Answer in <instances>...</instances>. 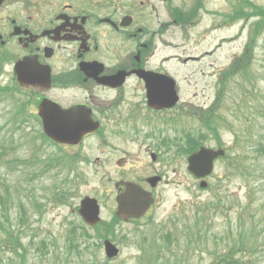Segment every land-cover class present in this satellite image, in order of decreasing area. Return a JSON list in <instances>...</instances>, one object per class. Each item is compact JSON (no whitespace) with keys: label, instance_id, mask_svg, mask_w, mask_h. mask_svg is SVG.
<instances>
[{"label":"rangeland","instance_id":"374dc122","mask_svg":"<svg viewBox=\"0 0 264 264\" xmlns=\"http://www.w3.org/2000/svg\"><path fill=\"white\" fill-rule=\"evenodd\" d=\"M251 1L255 6L264 8V0ZM12 2L15 3L13 9L37 4L32 11H41L44 14L51 11L40 0H7L5 9H8L9 5L12 6ZM232 5L225 6L222 1H217L216 7L223 6V10L232 12ZM247 13L250 11H246ZM254 22L248 20L247 25H242L243 28L239 29V23L229 30L217 32V42L220 38L232 37L237 33L242 35L235 43L225 44L223 48L218 49L214 55L215 61V58L206 55L196 63H188L184 69L177 68L176 64L167 65L170 66L169 71L174 70L178 77L183 106L194 108L195 105L199 107L200 104H209L212 101L213 93L217 92L212 82L218 78V74L213 77V71L225 70L221 68L228 65L234 55L237 56L243 51L244 44L248 42V30H252ZM175 35H171L168 40L177 43ZM259 40L261 45L256 51L260 59L256 62L261 63L260 60L264 59V36ZM189 47L186 48L188 54L200 56L203 53L204 45L193 47L192 50ZM209 62H213L216 69L209 68ZM8 71L10 67L5 65L0 71L1 88L10 83ZM258 71L260 69L255 67L246 73L252 78L259 76ZM260 73L261 76L256 81L259 94L252 91L253 96H246L240 89V84H230L231 86L227 87L228 92L222 97L223 102L219 110L220 117L230 132H226L224 126L220 128L219 135L224 145L230 148L228 155L231 158L245 160L243 174L234 175L226 170L223 164H217L213 179L208 180L210 187L202 191L186 171L185 155L184 163H181L180 157H176L174 151L170 154L161 153L163 157L168 158L165 167L167 176H164L166 184L157 188L154 206L137 224H118L115 231L112 219L116 206L112 184L119 179L139 182L147 176H115V160L122 154L118 153L117 149L110 148L116 145L113 139H110L111 144L108 143L103 150L99 147L96 137L89 138L75 149L56 148L36 140L37 131L31 125H6L11 117L9 114L14 113V105L26 97L0 96V197L8 211L12 231L19 236L18 242L24 248V259L0 250V264H146V259L150 260L151 264H221L218 261L225 258L223 254L231 250L230 246L237 243L238 238L240 242L246 243L250 234H253L256 242L250 239L248 249L246 245L243 246L246 249L244 254L242 250H238L236 259L232 255L229 257L232 261H237V264H264V180L257 174V155L252 153L260 148V145H264V64ZM34 110L36 109L29 107L28 113L33 116ZM181 113L174 112L167 116L168 118L162 116L163 120L167 119L168 122L155 121V127L151 124L144 130L152 132L153 135L158 133V130L162 131L168 139L178 137L175 129L180 133L183 130H201L197 121L184 117ZM170 118L179 119V122L170 123ZM209 141L208 138L205 144L214 146V143L209 144ZM152 142L151 151L160 153L155 138ZM182 144L183 141L181 146ZM122 148L138 163L144 156L145 149L140 148L139 142ZM61 155H77L85 161L71 168L65 165L46 174L39 171L41 162L34 167L28 165L38 159L58 158ZM98 158L102 162L101 168ZM16 161H23L24 164L13 165ZM129 165L140 166L134 163ZM261 165H264V158L258 164ZM154 168L152 169L155 170ZM66 177L67 181H74L64 185L62 179ZM109 181L112 184H109ZM215 185L218 186L217 189ZM259 185L261 190L256 189ZM55 187L64 189L59 190L60 193L66 192L70 196L65 205L52 201L51 192ZM85 196L97 199L102 206L103 224L100 230L103 238H111L112 243L120 248L121 253L116 259H106L102 247L103 239L99 237L96 229L93 231L86 227L76 214L79 202ZM0 219L3 223L4 220L1 217ZM183 227L191 230L183 231ZM198 231L201 239L196 242ZM186 232L189 234L184 236ZM2 237L4 235L0 231V239ZM72 247L74 250L69 252ZM250 248L256 250L251 253ZM155 257H161V260L154 262Z\"/></svg>","mask_w":264,"mask_h":264},{"label":"flooded vegetation","instance_id":"af4514ba","mask_svg":"<svg viewBox=\"0 0 264 264\" xmlns=\"http://www.w3.org/2000/svg\"><path fill=\"white\" fill-rule=\"evenodd\" d=\"M206 1L51 0L47 4L51 11L46 14L32 11L36 6H28L26 11L0 12V59L10 67L7 87L15 83L18 90L30 93L34 115L44 97L63 109L77 107L76 111L82 113L85 108L90 110L93 120L99 123V147L103 150L113 139L116 145L110 148L122 154L115 160V176H167L168 158L153 153L151 146L153 138L161 148L169 140L161 132L153 135L139 128L137 116L150 122L155 114L168 111L148 107L146 82L141 76L145 75L154 95L163 93L167 86L161 77L170 76L167 65L171 58L165 55L170 47L169 36L180 34L183 54L185 30L198 27L214 15ZM214 27H204L201 36L211 33ZM24 58L38 69L37 64L50 70L46 92L16 83L13 67ZM175 90L178 96L177 84ZM137 142L145 149L139 163L122 150ZM97 160L101 168L102 162Z\"/></svg>","mask_w":264,"mask_h":264},{"label":"water","instance_id":"95a60500","mask_svg":"<svg viewBox=\"0 0 264 264\" xmlns=\"http://www.w3.org/2000/svg\"><path fill=\"white\" fill-rule=\"evenodd\" d=\"M3 0H0V5ZM14 73L18 77V83L25 86L40 87L45 89L50 84L49 70L26 68L23 63H17L14 68ZM171 81H169V93L168 99L150 98L149 105L152 108H164L171 107L176 101L173 96ZM77 107L69 110H62L58 107L57 103L49 102L47 99H43L39 106V117L42 120V128L44 134L58 143L77 144L82 136L87 133H91L97 130L98 124L94 123L90 118V113L87 110L76 111ZM222 151H214L210 149L201 148L198 152L191 156H188L187 170L195 178L201 179L210 175L212 171L213 161L223 156ZM159 181L158 178H151L148 180L153 188ZM120 184L124 186V192L119 194L116 198L117 211L116 215L123 222L127 219H138L142 217L147 209L153 202L151 193H148L135 183H117L116 187ZM206 182L200 183L201 188L206 186ZM79 214L83 220L90 224L95 225L99 222V206L95 199L85 197L80 202ZM105 253L108 258H113L117 255L116 248L108 243L104 242Z\"/></svg>","mask_w":264,"mask_h":264},{"label":"trees","instance_id":"16d2710c","mask_svg":"<svg viewBox=\"0 0 264 264\" xmlns=\"http://www.w3.org/2000/svg\"><path fill=\"white\" fill-rule=\"evenodd\" d=\"M248 6H250V5H248ZM254 10H255V12L253 13V16H255L257 18L258 17L261 18V19H259L260 21L256 24V27L254 29V32L257 34L258 33V27H261V26L264 27V8H260V9L254 8ZM20 114H22V113H20ZM186 114L188 116L193 115L192 117H198L192 111H188V112H186ZM27 118L28 117L26 116V114H23V119L25 120ZM200 119H201L202 125H204V127H206L207 130L209 131L210 126H212V124H215L217 117L213 114L205 113L202 115V117L200 116ZM187 137H188V135H187ZM191 151H192V148H190L189 152H191ZM189 152H187V153H189ZM253 153L257 155V157H258L257 159H259V158L263 159L264 155H261V154L264 153V145H260V148L255 149ZM258 154H260V155H258ZM60 160H63V159L62 158H56V159H52V160L49 159L48 161L44 160L43 162H41L40 163V164H42V166H41L42 172L41 173L44 174V173L50 172V170H52V169H56V168L65 166L64 163L60 162ZM19 163L20 162L17 161V164H19ZM255 164L257 165V174H259V176H264V165L258 166L259 161H256ZM28 165H30L31 167H34V162H29ZM242 167H243L242 164L235 163L233 170L236 172H239L240 174H243L242 173ZM249 167H251V166H249ZM247 172H248V170H247ZM66 179H68V178L66 177V178L62 179V182L64 185L70 184L72 181H74V180H72L70 182V181H67ZM59 190L64 191V189H61L58 187H55L52 190V192H51L52 201L56 204L65 205L66 201L70 198V196L68 194H66V192L60 193ZM0 201H1L0 202V217L4 220L3 223L0 222V231L4 235V237H2V239H0V250L7 251L8 253L10 252V254H12V255L16 254L20 258L24 259L23 254H22V252H24V248H22L21 244L18 242L17 237H19V236L12 231V227H11L12 225L9 222V218L7 216L8 211L4 207L5 205L3 204L4 200L2 199V197H0ZM9 203H10V199L8 200V204ZM4 243H7V245ZM69 251H71V248L69 249Z\"/></svg>","mask_w":264,"mask_h":264}]
</instances>
